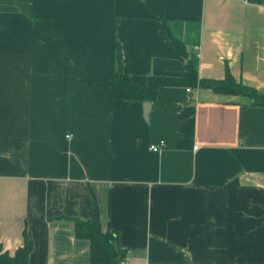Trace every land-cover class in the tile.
Wrapping results in <instances>:
<instances>
[{
    "label": "crops",
    "instance_id": "0c3cea01",
    "mask_svg": "<svg viewBox=\"0 0 264 264\" xmlns=\"http://www.w3.org/2000/svg\"><path fill=\"white\" fill-rule=\"evenodd\" d=\"M168 36L199 78L229 72L264 94V3L0 0L2 251L26 233L28 264H88L72 219H89L95 202L124 264H264V106L162 87L146 120V102L87 85L69 55L103 77L117 41L123 71L143 85L183 74Z\"/></svg>",
    "mask_w": 264,
    "mask_h": 264
},
{
    "label": "trees",
    "instance_id": "16d2710c",
    "mask_svg": "<svg viewBox=\"0 0 264 264\" xmlns=\"http://www.w3.org/2000/svg\"><path fill=\"white\" fill-rule=\"evenodd\" d=\"M253 1L264 3V0ZM35 21L51 28L63 44L57 27L50 18H37ZM168 37L175 54L185 60L183 74L179 77L152 75L147 78L146 83L143 85L133 84L129 75L123 71L121 50L117 41H114L113 44L111 72L103 77L91 74L71 52H69V55L73 62V69L81 81L92 87L108 88L113 100L152 102L155 100L159 88L162 87H198L210 89L214 93L247 97L252 100L254 105L264 106V94L259 93L251 86L236 81L229 72H226L225 77L221 80L199 78L183 44L170 36ZM72 221L74 237L89 242L88 264H124L125 250L119 247L116 233L102 231L95 202L93 214L89 219L74 218ZM31 250L32 242L24 233V244L14 254L10 255L0 249V264H28Z\"/></svg>",
    "mask_w": 264,
    "mask_h": 264
},
{
    "label": "built area",
    "instance_id": "2783aa9c",
    "mask_svg": "<svg viewBox=\"0 0 264 264\" xmlns=\"http://www.w3.org/2000/svg\"><path fill=\"white\" fill-rule=\"evenodd\" d=\"M187 92H189V89H186ZM164 146V143L163 142H159V143H156V144H151L149 146V150L153 151V152H157L159 151L162 147Z\"/></svg>",
    "mask_w": 264,
    "mask_h": 264
},
{
    "label": "water",
    "instance_id": "95a60500",
    "mask_svg": "<svg viewBox=\"0 0 264 264\" xmlns=\"http://www.w3.org/2000/svg\"><path fill=\"white\" fill-rule=\"evenodd\" d=\"M150 104L149 102L144 103V118L147 120Z\"/></svg>",
    "mask_w": 264,
    "mask_h": 264
}]
</instances>
